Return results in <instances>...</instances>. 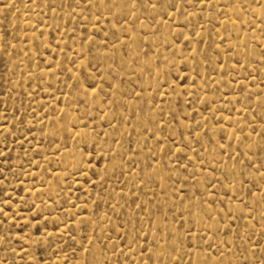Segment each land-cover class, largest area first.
<instances>
[{
  "label": "rangeland",
  "instance_id": "1",
  "mask_svg": "<svg viewBox=\"0 0 264 264\" xmlns=\"http://www.w3.org/2000/svg\"><path fill=\"white\" fill-rule=\"evenodd\" d=\"M0 264H264V0H0Z\"/></svg>",
  "mask_w": 264,
  "mask_h": 264
}]
</instances>
